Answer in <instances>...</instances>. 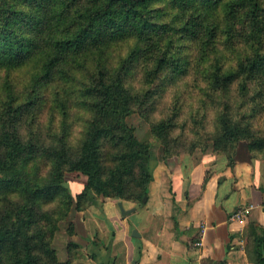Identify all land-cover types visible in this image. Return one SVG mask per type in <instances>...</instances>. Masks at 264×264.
I'll use <instances>...</instances> for the list:
<instances>
[{"label": "trees", "instance_id": "trees-1", "mask_svg": "<svg viewBox=\"0 0 264 264\" xmlns=\"http://www.w3.org/2000/svg\"><path fill=\"white\" fill-rule=\"evenodd\" d=\"M135 113L164 159L234 167L245 141L264 160V0H0V264H72L81 245L53 241L93 194L145 204L158 156ZM68 171L87 176L75 196ZM242 237L264 264V225Z\"/></svg>", "mask_w": 264, "mask_h": 264}, {"label": "crops", "instance_id": "crops-1", "mask_svg": "<svg viewBox=\"0 0 264 264\" xmlns=\"http://www.w3.org/2000/svg\"><path fill=\"white\" fill-rule=\"evenodd\" d=\"M193 158H158L146 203L120 200L133 209L127 214L119 200H106L99 239L78 228L71 235L69 240L82 249L72 264H205L206 258L257 264L249 259L242 236L249 221L264 225V160L252 158L245 141L238 144L234 167L222 155ZM242 206L251 207V213L241 227L229 216ZM196 231L200 240L189 249L186 241Z\"/></svg>", "mask_w": 264, "mask_h": 264}, {"label": "rangeland", "instance_id": "rangeland-1", "mask_svg": "<svg viewBox=\"0 0 264 264\" xmlns=\"http://www.w3.org/2000/svg\"><path fill=\"white\" fill-rule=\"evenodd\" d=\"M129 122L136 127V134L139 138L150 139L154 142V148L158 158L163 157L162 145L158 140H156L155 135L152 133L150 122L146 118H144L140 113H135L131 115L129 117ZM212 154L219 155L214 153V151H212L211 148H209L208 150H202L201 148H197L193 152H185V153L183 152L180 155L172 156V158L176 156L186 157V155H190L194 157L193 159H196ZM86 182H87V176L80 171H68L66 172L64 177V184L67 186L71 194L74 196L83 190ZM91 197L92 198L90 201H88V204H86L87 206L85 209L78 210L75 207H73L69 212L68 217L60 222L59 229L56 232L53 241V245L57 249L58 255L61 259L68 258L67 244L69 241H73L69 239L71 235L76 233L77 228L79 230V233H96L95 239H99L98 233H101V231L99 229V226H97V224L98 223L101 224L100 222L103 219L102 217L106 215L105 201L106 200H111L112 202L118 201L117 199L110 197L95 196V194H93ZM131 202H135V201H131ZM135 203L138 204L137 202ZM95 219L97 220V223H95ZM71 223H73L74 225L73 232H70L69 230ZM78 251L81 255L82 253L81 247ZM79 257L77 259H79ZM76 260H74L72 263H74Z\"/></svg>", "mask_w": 264, "mask_h": 264}, {"label": "built area", "instance_id": "built-area-1", "mask_svg": "<svg viewBox=\"0 0 264 264\" xmlns=\"http://www.w3.org/2000/svg\"><path fill=\"white\" fill-rule=\"evenodd\" d=\"M250 213H251V207L248 206L238 207L233 212H231L229 216V220L233 223L239 224L242 227V225L247 223Z\"/></svg>", "mask_w": 264, "mask_h": 264}, {"label": "water", "instance_id": "water-1", "mask_svg": "<svg viewBox=\"0 0 264 264\" xmlns=\"http://www.w3.org/2000/svg\"><path fill=\"white\" fill-rule=\"evenodd\" d=\"M147 196H148V195H147ZM147 196L144 197V201L147 200ZM118 204H119V207H120V209H121L122 214H127V213L131 212V210H133V209H125L124 206H123L122 201H120V200H119ZM133 233H138V232H137V230L135 229V230L133 231Z\"/></svg>", "mask_w": 264, "mask_h": 264}]
</instances>
